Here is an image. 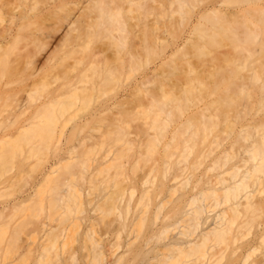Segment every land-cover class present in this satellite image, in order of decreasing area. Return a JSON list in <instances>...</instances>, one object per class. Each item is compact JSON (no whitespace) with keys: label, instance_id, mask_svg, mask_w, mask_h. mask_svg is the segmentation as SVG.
Returning a JSON list of instances; mask_svg holds the SVG:
<instances>
[{"label":"bare ground","instance_id":"6f19581e","mask_svg":"<svg viewBox=\"0 0 264 264\" xmlns=\"http://www.w3.org/2000/svg\"><path fill=\"white\" fill-rule=\"evenodd\" d=\"M109 254L264 264V0H0V264Z\"/></svg>","mask_w":264,"mask_h":264},{"label":"rangeland","instance_id":"374dc122","mask_svg":"<svg viewBox=\"0 0 264 264\" xmlns=\"http://www.w3.org/2000/svg\"><path fill=\"white\" fill-rule=\"evenodd\" d=\"M84 223V222H83ZM107 237V236H106ZM106 237H103V238H106ZM108 252H106V254H107ZM106 256H108V254L106 255ZM107 259V261L105 262V263H107V264H109V261H110V254H109V257H107L106 258Z\"/></svg>","mask_w":264,"mask_h":264}]
</instances>
